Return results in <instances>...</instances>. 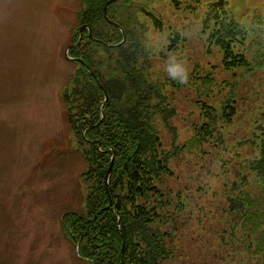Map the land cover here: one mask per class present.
<instances>
[{
  "label": "rangeland",
  "instance_id": "rangeland-1",
  "mask_svg": "<svg viewBox=\"0 0 264 264\" xmlns=\"http://www.w3.org/2000/svg\"><path fill=\"white\" fill-rule=\"evenodd\" d=\"M218 1L127 0L124 9H113L114 21L131 25L146 46L147 73L167 93L179 145L195 134L203 102L218 106L235 89L237 114L221 128L224 144L186 147L174 162L178 176L190 168L199 173L192 190L196 199L203 195L200 203L209 215L216 207L211 192L235 176L233 151L248 156L238 140L253 131L264 104V0H225L238 20L256 30L248 29L245 46L255 69L243 77L223 71L222 51L209 44V30L202 31V12ZM80 7L78 0H0V264H88L62 228L66 211L81 210L86 195L81 177L86 163L61 95L76 67L66 50L75 44ZM176 31L185 47L172 51L170 37ZM185 69L201 78L182 81L180 88L167 83L168 76ZM157 128L174 136L161 122ZM196 215L193 210L191 224L182 231L176 264H217L205 220L199 223Z\"/></svg>",
  "mask_w": 264,
  "mask_h": 264
},
{
  "label": "trees",
  "instance_id": "trees-1",
  "mask_svg": "<svg viewBox=\"0 0 264 264\" xmlns=\"http://www.w3.org/2000/svg\"><path fill=\"white\" fill-rule=\"evenodd\" d=\"M223 1L202 12V31L209 30V44L222 51L223 71L243 77L255 69L245 46L248 29L256 30L238 20ZM104 5L105 0H84L77 11L79 25H90L92 35L85 29L79 46L78 31L72 35L75 44L69 54L82 61L71 59L76 67L61 92L64 115L86 163L81 173L84 205L62 217L65 236L88 264H176L177 248L184 245L182 231L191 224L194 210L199 223L205 220L203 230L216 248L217 264H264V104L253 131L238 140V146L247 147L248 156L233 151L235 176L225 179L220 191L211 192L216 207L209 215L200 203L203 195L196 199L192 190L199 173L194 175L190 168L178 176L174 162L186 147L202 150L205 142L224 144L221 128L237 114L235 89L218 106L203 102L199 116L203 119L195 124V134L179 145L167 93L147 73L144 42L121 18L120 27L106 19ZM118 5L124 9L125 3H112L108 10ZM125 7L129 10L130 5ZM155 24L160 21L155 19ZM184 41L181 32H174L169 50L184 49ZM194 77L201 78L186 69L175 71L167 83L180 88L182 81ZM159 122L174 136L161 133Z\"/></svg>",
  "mask_w": 264,
  "mask_h": 264
},
{
  "label": "water",
  "instance_id": "water-1",
  "mask_svg": "<svg viewBox=\"0 0 264 264\" xmlns=\"http://www.w3.org/2000/svg\"><path fill=\"white\" fill-rule=\"evenodd\" d=\"M114 1H116V0H110V1H108L105 5H104V12H105V16H106V18H108V15H107V12H108V6H109V4H111L112 2H114ZM110 22L112 23V24H114V25H116V26H118V27H120V25L117 23V22H115V21H112V20H110ZM86 28H88V30H89V34L90 35H92V27L90 26V25H81L80 27H79V32L81 33L80 34V38H79V40H78V42H77V46H79L80 45V41H81V39H82V34H83V31H84V29H86ZM77 30H75V32H76ZM123 31V30H122ZM123 34H124V39L123 40H125V32L123 31ZM98 41H100L101 42V40H99L98 39ZM103 42V41H102ZM107 44V43H106ZM71 46H73V45H70V46H68L67 47V50H66V55H67V57H69V58H71V56L69 55V49L71 48ZM79 60H81L82 61V59L81 58H79ZM98 83H99V85H100V87L102 88L103 86H102V84L99 82V80H98ZM104 90V89H103ZM105 96H106V100L108 99V95H107V93L105 92ZM114 160H115V153L113 152V154H112V158H111V162H110V166H109V169H108V172H107V175H106V184L108 185V181H109V177H110V174H111V172H112V168H113V165H114Z\"/></svg>",
  "mask_w": 264,
  "mask_h": 264
},
{
  "label": "flooded vegetation",
  "instance_id": "flooded-vegetation-1",
  "mask_svg": "<svg viewBox=\"0 0 264 264\" xmlns=\"http://www.w3.org/2000/svg\"><path fill=\"white\" fill-rule=\"evenodd\" d=\"M108 1H110V0H105V4L108 2ZM98 2V0H95V3H97ZM127 2V0L125 1V0H116V1H114V2H112V3H126ZM78 3H84V0H78ZM111 3V4H112ZM128 3H131L130 1L128 2ZM223 3H225V0L223 1ZM111 4H109V5H111ZM109 7V6H108ZM109 11H111L112 12V16L114 15V11H113V9L111 8L110 10H108V12H107V15H108V13H109ZM110 12V13H111ZM76 13H77V11H76ZM104 16H105V12H104ZM105 18H106V16H105ZM106 19H109V20H112L111 18H109V16H108V18H106ZM113 21V20H112ZM83 25H88V24H83ZM86 29H88V28H86ZM85 30V29H84ZM80 32H79V30H78V35H79V38H80ZM83 36H84V31H83V34H82V38H83ZM82 40V39H81ZM73 58H75L77 61H79L80 62V60L78 59L79 57H73Z\"/></svg>",
  "mask_w": 264,
  "mask_h": 264
}]
</instances>
